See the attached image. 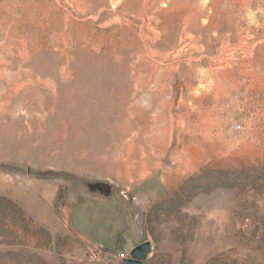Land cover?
<instances>
[{"label": "rangeland", "instance_id": "1", "mask_svg": "<svg viewBox=\"0 0 264 264\" xmlns=\"http://www.w3.org/2000/svg\"><path fill=\"white\" fill-rule=\"evenodd\" d=\"M93 183L125 245L74 228ZM143 242V264H264V0H0V264Z\"/></svg>", "mask_w": 264, "mask_h": 264}, {"label": "crops", "instance_id": "2", "mask_svg": "<svg viewBox=\"0 0 264 264\" xmlns=\"http://www.w3.org/2000/svg\"><path fill=\"white\" fill-rule=\"evenodd\" d=\"M161 187L164 186L158 187L156 191L151 193L150 197H152V200L158 201V199L163 196L158 195L157 192L161 190ZM106 205V201L100 196H93L90 199L80 201L78 210L72 217L74 228L76 231L84 234L90 241L99 243L101 246L103 243H107L111 248L117 247L120 243L125 245V241L133 238L132 231L137 226L127 217L129 212L125 211L122 206L121 211L123 212V218L119 222V228L116 229V237L103 233V229L107 226V224H104V216L109 208H107ZM72 212L73 211H70V214H72ZM120 226L123 228L122 231L120 230ZM118 238L119 241H116ZM131 249L132 247H129V249L126 248L127 253H129Z\"/></svg>", "mask_w": 264, "mask_h": 264}, {"label": "flooded vegetation", "instance_id": "3", "mask_svg": "<svg viewBox=\"0 0 264 264\" xmlns=\"http://www.w3.org/2000/svg\"><path fill=\"white\" fill-rule=\"evenodd\" d=\"M89 188V193H83L80 194V192H78L76 201H79L78 204L80 203V201H84L87 199L92 198L93 196H100L103 200L106 201V203H108V198H111L112 192H111V188L110 186L103 184V183H93L88 185Z\"/></svg>", "mask_w": 264, "mask_h": 264}, {"label": "water", "instance_id": "4", "mask_svg": "<svg viewBox=\"0 0 264 264\" xmlns=\"http://www.w3.org/2000/svg\"><path fill=\"white\" fill-rule=\"evenodd\" d=\"M178 84L174 86L173 90L176 92ZM150 243L143 242L132 248L128 253V258L124 260L125 264H143L144 260L150 253Z\"/></svg>", "mask_w": 264, "mask_h": 264}, {"label": "bare ground", "instance_id": "5", "mask_svg": "<svg viewBox=\"0 0 264 264\" xmlns=\"http://www.w3.org/2000/svg\"><path fill=\"white\" fill-rule=\"evenodd\" d=\"M22 61H23V57H22ZM25 63V62H24ZM23 65V64H22ZM2 77V76H1ZM15 84V83H14ZM18 84V83H17ZM13 85V84H12ZM16 87H20V85H18V86H16ZM14 88V87H13ZM12 88V89H13ZM15 89V91L17 90V89H19V88H14ZM102 97V96H101ZM95 99V98H94ZM89 101V100H88ZM90 102H93V101H90ZM94 104V103H93ZM89 106H92V105H89ZM94 107V106H93ZM132 108H134V107H132ZM137 109V108H136ZM91 110V109H90ZM98 110V109H97ZM99 111V110H98ZM139 111H141V110H139ZM138 111V112H139ZM72 112V111H71ZM91 113H93V111H91ZM100 113V112H99ZM103 113V112H102ZM105 113V112H104ZM129 113V112H128ZM140 113V112H139ZM145 113V112H144ZM75 114V113H74ZM98 114V113H97ZM106 114V113H105ZM119 114V113H118ZM123 114V113H122ZM141 114V113H140ZM94 115V114H93ZM100 115V114H99ZM116 115V114H115ZM145 115H146V113H145ZM87 116V115H86ZM117 116V115H116ZM120 116V115H119ZM139 116V115H138ZM144 117V116H143ZM94 118V117H93ZM68 119V118H67ZM85 119V118H84ZM108 119V118H107ZM115 119H116V117H115ZM144 119H147V117L146 118H144ZM143 119V120H144ZM149 119V118H148ZM62 120V119H61ZM106 120V119H105ZM63 121H65V119L63 120ZM98 121V120H97ZM111 121V120H110ZM90 122V121H89ZM66 123V122H65ZM107 123V122H106ZM119 123V122H118ZM132 123V122H131ZM148 123V122H147ZM64 124V123H63ZM112 124V123H111ZM134 126V125H133ZM133 126H131V125H129L128 124V127H126L125 128V130L124 131H130L132 128L131 127H133ZM136 126V125H135ZM82 127V126H81ZM149 127V126H148ZM84 128V127H83ZM134 129V128H133ZM115 130V129H114ZM88 131V130H87ZM107 131V130H106ZM81 133V132H80ZM65 136V135H64ZM121 136V135H120ZM126 136V135H125ZM142 136V135H141ZM124 137V136H123ZM147 137V136H146ZM142 138V137H141ZM63 139H64V137H63ZM67 141V140H66ZM86 143H88V142H86ZM57 144V143H56ZM47 146V145H46ZM49 146V145H48ZM51 146V145H50ZM63 146V145H62ZM91 146H92V142H91ZM52 147V146H51ZM65 147V146H64ZM85 147H87V145H85ZM84 148V147H83ZM47 149V148H46ZM97 149V147H95V150ZM57 150V149H56ZM67 150V149H66ZM82 150V149H81ZM100 150V149H99ZM47 151V150H46ZM63 151V150H62ZM69 151V150H68ZM79 151V150H78ZM76 152V151H75ZM65 153V152H64ZM69 153V152H68ZM67 153V154H68ZM72 153V152H71ZM79 153V152H78ZM86 153V152H85ZM96 153V152H95ZM63 154V153H62ZM47 155V154H46ZM50 155V154H49ZM76 155V154H75ZM79 155V154H78ZM89 157H90V155H88ZM97 157V156H96ZM74 158H76V156L74 157ZM78 158V157H77ZM95 158V157H94ZM86 159H84V160H81L80 162H78L77 164H73V166L71 167L72 169H78V168H81V169H86L87 167H88V165H89V163L87 162V161H85ZM88 160H90V159H88ZM95 160V159H94ZM96 160H97V158H96ZM99 161V160H98ZM77 162V161H76ZM75 162V163H76ZM95 162V161H94ZM67 163V162H66ZM64 165H66L65 164V162H64V164H63V166ZM98 167V166H97ZM100 169V168H99ZM108 172V171H107ZM109 174V173H108Z\"/></svg>", "mask_w": 264, "mask_h": 264}, {"label": "built area", "instance_id": "6", "mask_svg": "<svg viewBox=\"0 0 264 264\" xmlns=\"http://www.w3.org/2000/svg\"><path fill=\"white\" fill-rule=\"evenodd\" d=\"M236 129H240V127L239 126H237L236 127ZM120 260H125V259H127L128 258V254H124V253H118L117 255H116Z\"/></svg>", "mask_w": 264, "mask_h": 264}, {"label": "trees", "instance_id": "7", "mask_svg": "<svg viewBox=\"0 0 264 264\" xmlns=\"http://www.w3.org/2000/svg\"><path fill=\"white\" fill-rule=\"evenodd\" d=\"M102 246L107 247V248H111V247H109V245L107 243H103ZM111 249H114V248H111Z\"/></svg>", "mask_w": 264, "mask_h": 264}]
</instances>
